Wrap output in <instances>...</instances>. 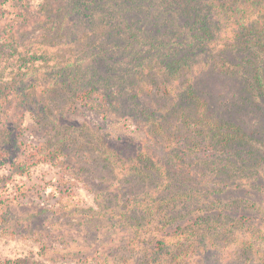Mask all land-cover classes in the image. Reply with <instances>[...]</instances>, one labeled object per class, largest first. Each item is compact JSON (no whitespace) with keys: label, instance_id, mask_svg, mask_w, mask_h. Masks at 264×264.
<instances>
[{"label":"rangeland","instance_id":"374dc122","mask_svg":"<svg viewBox=\"0 0 264 264\" xmlns=\"http://www.w3.org/2000/svg\"><path fill=\"white\" fill-rule=\"evenodd\" d=\"M74 2L0 0V264H261L264 165L216 174L169 113L191 84L264 156V101L205 60L162 82L156 0Z\"/></svg>","mask_w":264,"mask_h":264},{"label":"trees","instance_id":"16d2710c","mask_svg":"<svg viewBox=\"0 0 264 264\" xmlns=\"http://www.w3.org/2000/svg\"><path fill=\"white\" fill-rule=\"evenodd\" d=\"M75 1L73 8L66 6L67 14L79 8L82 10V5H78L80 0ZM156 2V15L151 25L145 26V29L151 36L156 35L154 63L164 75L162 82L183 76L185 69L195 70L194 65L205 60L212 62L214 66H225L229 75L239 77L243 81V90L247 94L264 101V0ZM174 34L175 41L167 46L169 37ZM74 72L75 70L71 69L67 76H74ZM97 72L96 69V74ZM100 77L102 75L99 73L98 78ZM112 78L108 77L107 80ZM179 97L178 102L171 105L172 111L176 113H169L170 117H179L182 121L181 131L192 138V142H188L189 150L197 144L193 139H199L208 141L210 148L213 145L225 154V163H219V167L214 166L217 162L213 163L216 174H222L228 179L243 178L246 172L254 168L256 170L260 164L264 165V156H256L255 152L250 150L251 138L242 127L233 123L213 121L199 109L204 100L193 85L185 86ZM166 120L169 121L168 117L159 115L154 121V126L161 129L162 122L166 124ZM244 148H247V152L243 151ZM142 174L146 176L144 178L149 177L146 171ZM213 224L216 222L203 219L197 227L208 230ZM19 263L18 261L12 264ZM261 264H264V258Z\"/></svg>","mask_w":264,"mask_h":264}]
</instances>
